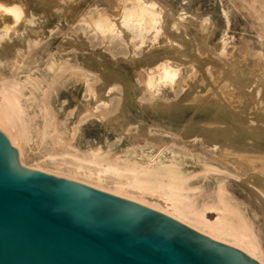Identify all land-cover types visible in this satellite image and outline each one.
Masks as SVG:
<instances>
[{
    "label": "bare ground",
    "instance_id": "obj_1",
    "mask_svg": "<svg viewBox=\"0 0 264 264\" xmlns=\"http://www.w3.org/2000/svg\"><path fill=\"white\" fill-rule=\"evenodd\" d=\"M51 1L52 0H0V129H2V131H4L8 135L7 137H9L11 142L15 146H17V148H20L23 143L22 141L28 139L27 137H29L28 130H31L29 129V121L32 119H36L38 116H41L43 119L44 132H48L47 129L52 128L54 131L59 133V135L63 136V128H65V131H71L66 129V125H68V123L66 124V121L68 122L67 118L72 115L74 111H76L77 113V110L82 108L85 103H88L89 105L82 112L80 121L78 122L79 124H81L83 121L88 122V118L92 116H98L102 121V118H105L106 116L108 117V114L114 112L121 105L124 114L127 113V115L129 116L136 117L137 123L146 122L149 125L148 132L150 133V136L145 137V133H137V138L141 137L143 139L142 142L140 141V139L139 141L133 143L132 146L127 147L121 155H114V160L112 162L110 161V164L105 166V170H113L115 172L125 170L126 173L127 171L132 170L133 179L129 182L124 183H127V185L132 189L141 190L142 194H146L147 192L151 191L155 193L156 189L155 187L153 189L150 187L149 180L140 179V173L144 175H156L166 178L167 182H159V187L165 191V197L163 199L166 202V206L163 207L159 205L160 203L158 204L154 201L153 203L151 202L150 204H147V199L145 200L144 195L143 197L140 196L141 199H137L135 194L128 191L113 189L111 192L119 196L121 195L133 198L137 202L146 204L151 208L160 211L162 210L161 212H163V210H166V212L169 213V215H171L172 217L185 222L192 228L197 229L198 231L216 240L244 250L247 254L264 264V134H261L262 136H259L256 132V134L254 135L253 132L255 133V131L250 132V128H246L245 125L248 124L250 125L249 127L253 128V125L251 123L238 120L236 116L237 114H239L238 107L232 102H229L228 98L232 97L230 93L226 94L222 99H216L214 95L211 94L210 97H208L205 101H199L202 103L200 105H204L202 107L200 105L197 106V104L194 103H182L181 100V103L179 104L172 103L173 101H159L158 98H168L166 94L167 89L163 88V86L173 90L175 83H178V85L180 86L182 80L184 78L186 80V77H184L182 80L175 77L177 72L175 71L174 67L176 66L171 61L160 63L157 68H155L156 66H154L153 64L152 66H154L155 69H152V67L150 66L152 71L150 73L146 72L149 74H147V79L143 81L145 88L143 89V91H138L137 95H134V92H137L138 89L133 90V94L122 84L123 82L120 83L112 81L108 76H105V74L97 75V71L96 73H94L91 68L92 62L90 59L87 61V64H83L73 59L72 55L63 53H52L42 69H34L29 74H23L20 76V70L31 69L33 65H37L41 56L40 53L48 45L49 38L61 31V29L57 30V27L53 25L56 28L54 29V27H52V25L48 23V19H51V21L58 20L57 22H59V20L62 17L64 18L65 15H67L68 17V14H64L58 11L55 12L52 8H49L47 4ZM109 1L111 3L112 1L114 2V0ZM71 4L73 5V2H71ZM115 5L118 6L117 11H115L116 13L114 12L113 15L118 17L117 21H119L120 23L130 26L139 25L147 29L155 28L157 31H161L163 29L164 22H166L164 17L162 16V10L155 9L153 4L146 0H118ZM113 8L116 10L115 7ZM93 12V14L91 12V15L87 14L88 19L84 21H88L90 25H92L99 33L102 34L101 36L109 38L111 41H115L116 36L114 35V33L116 30L113 31V26L115 23H113L112 20L109 19L106 13H102L100 11ZM69 13L71 14V16H74V6H71V11ZM83 16L86 17L85 15ZM204 25L201 26L203 29ZM58 27L60 28V26ZM201 27L200 30L202 29ZM160 34H162V32ZM160 34L158 36H161ZM167 37L166 39H168ZM173 39L174 38H172L171 41ZM114 45L113 47L115 48ZM199 48L200 46L196 49ZM205 48L203 47V49ZM202 52L204 53L203 50ZM223 52L225 54L226 51ZM197 53L195 52L194 54L197 55ZM260 53L261 52H259L258 55L261 56ZM226 54L225 56H227ZM198 56L201 57L202 55L199 54ZM170 58L167 59L171 60ZM91 59L93 60V57ZM224 59L226 60V58ZM196 60H198V58ZM217 61L215 62L217 63ZM197 63L198 62H196V64ZM201 63H203V61ZM191 64L193 65L192 61ZM187 65L188 64H186V66ZM188 68L191 70L194 69V67L190 68L189 66ZM234 68L239 71V74H245L244 77L247 78L246 82L251 79L249 78V74H254V71L260 70V67L257 65L252 64L248 66L241 64L240 61H237L235 63ZM193 71L192 73H194ZM199 71H201V69ZM189 72L191 74V71ZM261 73L263 77L261 75L260 77L264 79V72L261 71ZM140 76L141 75H139V77ZM194 76H196V74ZM193 78L194 77H192L191 79ZM263 79H261V81ZM99 81L103 84L98 86L97 84ZM132 83H134V80ZM69 86H73L75 90H78L81 96H79V99L77 100V106L74 110L69 109V96L71 94L66 95L63 101L61 100L60 107L62 111L64 110L66 113L62 115V119H60V121L58 122L56 120L57 108L55 109L56 106L54 107L53 102L50 100V98H52V95H48L47 92L48 89L52 91L50 87H53V90H57L58 87H63L66 92L69 93ZM177 95L178 94H176L175 97ZM199 99L201 100V98ZM225 99L227 101H225ZM222 101L224 102L222 103ZM97 108L99 109L98 112L95 111V109ZM131 108H134L135 110ZM117 112H119V109ZM239 119H241V117ZM74 122H76L77 124V121ZM137 123L132 124L135 129L138 126ZM79 124L75 125L72 129V132L75 135L79 130ZM83 124L84 123H82V125ZM70 128H72V125ZM112 133L114 134V132ZM156 133H160L161 135H156ZM48 134L49 132L47 133V135ZM176 136L184 141L183 144H181L179 140L177 142V139H173V137ZM61 140L62 139L59 138V141ZM65 142L67 144V141ZM190 142H200L202 148H194L192 146L193 144L191 145ZM174 145H182V147L185 148L186 151L181 152L175 150ZM101 151L102 147L90 148V152L94 157L99 156ZM106 152L108 153L107 150ZM90 159L92 162H96L95 160H92L91 157ZM118 159H122L125 162L126 166L119 167L117 164ZM101 161L103 162L104 160ZM75 164L77 165V162ZM97 164H100L101 166V163H99V161ZM76 165L75 167H77V169L75 170V172L79 174V169L82 168V165H79V161L78 166ZM191 165H198V168ZM199 170H206L205 172H208V170H215L226 172L229 174H235L236 177H243L247 182L251 183L256 189H258L260 196L258 197L256 194L255 195L258 197V209H260L263 219L262 224L259 227V231L256 229L258 232L254 230L253 224L248 217L246 208L243 203H238L230 197L229 193L226 190L225 183L223 181L224 179H222V181L218 183L216 196L214 199L208 200V203L206 204L203 201L204 199L202 200L205 205L203 204L204 207L201 210H196L193 207L185 204L184 202H181V196L187 197L191 192H196L199 189L188 188L186 186L187 177L189 175L197 173ZM101 172L102 171L96 174L97 185H99L100 187L101 183L106 181ZM120 173L121 176L124 175H122L123 172ZM137 173H139L138 176ZM83 174L89 177L93 176L92 172L89 171H84ZM128 174H130V172H128ZM129 177L130 176L128 175L127 179H129ZM162 193L163 192H161V194ZM255 208H253V211ZM208 209H214L217 211V217L214 215L216 219L211 220L207 218L206 212Z\"/></svg>",
    "mask_w": 264,
    "mask_h": 264
},
{
    "label": "rangeland",
    "instance_id": "obj_2",
    "mask_svg": "<svg viewBox=\"0 0 264 264\" xmlns=\"http://www.w3.org/2000/svg\"><path fill=\"white\" fill-rule=\"evenodd\" d=\"M117 1L118 0H114V2L112 1L111 3L109 0H52L51 2H49L47 4L49 8H52L55 12L58 11L64 14H68V17L67 15H65L64 18H61L63 20L60 19L59 22H57L58 20L51 21V19H48V23L52 25V27L56 26L57 30L61 29V31L49 38L48 45L40 53L41 56L37 65H33L31 69L20 70L19 75L21 76L23 74H29L34 69H42L52 53H63L72 55L73 59L83 64H87V61L90 59L92 62L91 68L94 73H96L97 71V75L105 74V76H108L112 81L120 83L123 82L122 84L132 93L134 92L133 90L138 89L137 92H134L135 94L133 93L134 95H137L138 91H143V89L145 88L143 81L147 79V74L152 71L154 66H156L155 68H157L160 63L171 61L176 66L174 67L175 71L177 72L175 77L181 80L186 77V80L184 78V81L182 80L180 86L178 85V83H175L173 90L163 86V88L167 89L166 94L168 98H158L159 101H173L172 103L176 104L186 102L194 103L199 106L200 104H202L199 101H205L208 97H210L211 94H213L216 99H222L226 94L230 93L232 97L228 98L229 102H232L238 107L239 114L236 115L238 120L251 123L253 125V128L249 127L250 125L248 124L245 125L246 128H250V132L255 131V133L253 132L254 135L256 134V132L259 136H262L264 134V79L262 78L263 75L261 73V71L264 72V0H146L148 2H151L155 9L162 10V16L164 17L166 22H164L163 29L161 31H157L155 28L147 29L139 25L130 26L117 21L118 17L113 15L114 12L117 11L118 5H115ZM71 2H73V5L71 4ZM71 6H74L75 8L74 16H71V14L69 13L71 11ZM113 7H115L116 10ZM93 11L106 13L109 19H111L112 22L115 23L113 26V31L116 30L114 33V35L116 36L115 41H111L109 38L101 36L102 34L99 33L92 25H90L88 21H84L88 19V15H91V12L92 14L94 13ZM83 15H85L86 17H84ZM202 25H204V29L201 27ZM58 26H60V28ZM200 27L202 28L201 30ZM54 29L56 28L54 27ZM161 32L162 34L164 32V34H160ZM159 34L161 36H158ZM165 36H168V39H166ZM172 38L174 39L171 41ZM172 42L176 45H174ZM112 43L113 45L115 44V48L113 47ZM199 46L200 48L196 49ZM203 47L206 48L203 49ZM202 50L204 51V53L202 52ZM223 51H226L225 54L227 53V56H225ZM195 52H198L202 56L199 57L198 53L197 55H195ZM259 52H261L260 54L262 58L260 55H258ZM92 57L93 60L91 59ZM167 58H170L171 60H168ZM195 58H198V60H196ZM224 58H226V60ZM206 60H208L209 62ZM191 61L193 65L191 64ZM200 61H203L204 64ZM215 61H217V63ZM237 61H240L241 64L248 66L252 64L257 65L260 67L259 69L261 71L256 70L254 71V74H249L250 77H248L251 79L246 82L247 78L244 77L245 74H239V71L234 68V65ZM196 62H198L199 64H196ZM185 63L188 65L186 66ZM153 64L154 66H152ZM205 65L207 68L205 67ZM105 66L108 68H106ZM150 66L152 67V69ZM188 66L190 68L194 67V69L191 70L188 68ZM200 69L201 71H199ZM203 70H205L206 72ZM189 71H191V74ZM192 71L194 73H192ZM195 74L196 76H194ZM139 75L143 76H140L142 79L139 77ZM190 75H193L192 77L194 78L191 79L192 77ZM260 75L262 77H260ZM124 76L128 79H126ZM261 79L263 80L261 81ZM133 80L134 83H132ZM101 84L103 83L99 81L97 85L99 86ZM50 89L52 91L48 89L47 94H50V96L52 95V98H50V100L53 102L54 107L56 106L55 109L57 108L56 120L59 122L63 117L62 115L66 113L64 110L62 111L60 107L61 100L63 101L66 95L71 94V97L69 96V109L74 110L77 106V100L81 95L78 90H75L73 88V86H69V93H67L63 87H58L57 90H53V87H50ZM61 93L66 94L62 95ZM176 94L178 95L175 97ZM199 98H201V100ZM225 101L227 100L225 99ZM223 102L224 101H222V103ZM88 105V103H85L82 108L77 110V113L76 111H74V113L67 118L68 122L66 121V124L68 123V125H66V129L71 131H65V128L62 127L64 133L62 134L64 137L59 135V133L54 131L52 128L47 129L49 132V134L47 135L48 132H44L43 119L41 116H38L36 118L37 120H30L29 129L31 130H28L29 137H27L28 139L23 140V143L21 142L22 146L20 148L18 147V149L17 146H15L11 142L12 145H14L18 149L21 164L27 168L38 169L59 177L82 182L95 188L100 187L99 185H97L96 174L102 171L101 174L106 181L101 183V187L103 188L100 187L99 189L105 190L107 192H111L113 189L128 191L135 194L137 199H141L140 196L143 197L144 195L145 200L147 199V204H150L151 202L153 203L154 201L155 203H160L159 205L165 207L166 202L163 199L165 197V191L159 187V182H167L166 178L156 175H144L142 173H140L139 175V173H137V176L139 175L140 179L149 180L150 187L152 189L155 187L156 189L155 193L149 190L151 192L142 194L141 190L132 189L127 185V183H124L129 182L133 179L132 170L128 169L130 171H127V173L125 170L119 172H115L113 170H105V166L110 164V161L112 162L114 160V155H121L127 147L132 146L133 143L139 141L140 139V141L142 142L143 139L141 137L137 138L140 132L143 134L145 133V137L150 136V133L148 132L149 125L146 122L137 123L136 117L129 116L127 115V113L124 114L121 105L118 107L119 112H117L118 109H116L114 112L110 113L111 115L115 113L113 115L114 117L108 114V117L106 116L105 118H102L103 122L98 116H92L93 118H88V122L83 121V125L82 123L79 124L78 122L80 121L82 112L88 107ZM200 106L202 107L204 105ZM131 109L135 110L134 108ZM98 110V108L95 109V111L97 112ZM240 117L241 119H239ZM70 118H72L73 120ZM74 121H77V124H79V130L76 132V135L72 132L73 127L77 125ZM133 123L138 124L136 129L134 128V126H132ZM71 125L72 128H70ZM112 132H114V134ZM157 134L161 135L160 133H156V135ZM6 136L8 135L6 134ZM59 138L62 140L59 141ZM173 139H177V142L179 140L181 144H183L184 142L177 136L173 137ZM65 141H67V144ZM190 144H193L192 146L194 148H202L200 142H190ZM91 147H102L100 155L94 157L90 152ZM174 149L181 152L186 151L185 148L182 147V145H174ZM106 150L108 151V153L106 152ZM90 157L96 162H92ZM101 160H104L105 162H102ZM78 161L79 165H82V168L79 169V174L75 172V170L77 169V167H75V163L77 162L76 166H78ZM98 161L99 163H101V166L100 164H97ZM117 164L119 167L126 166L125 162L122 159H118ZM191 166L198 168V165ZM97 169L100 171H98ZM84 171L92 172L93 176H85L83 174ZM205 171L206 170H199L197 173L189 175L187 177L186 186L188 188L199 189L196 192H191L187 197L181 196V202H184L185 204L193 207L196 210H201L204 205L208 203V200L215 198L217 185L220 181H222V179H224L223 181L230 197L238 203H243L246 208L248 217L253 224L254 230L259 231V227L262 224L263 219L261 211L260 209H258L259 207L257 204V198L260 196L258 189H256L251 183L247 182L243 177H236L235 174H229L226 172L215 170H208V172ZM120 172H123L122 175H124L121 176ZM128 172H130V174H128ZM128 175L130 176L129 179H127ZM142 177H144L145 179ZM95 185L98 187H96ZM161 192L163 193L161 194ZM122 197L134 200L133 198H129L126 196ZM191 203H193L194 205ZM253 208H255L254 211ZM163 212L165 214L167 213L166 210H163ZM207 212V218L211 220L216 219V210L208 209ZM167 214L169 215V213ZM258 262L262 264L260 261Z\"/></svg>",
    "mask_w": 264,
    "mask_h": 264
},
{
    "label": "water",
    "instance_id": "obj_3",
    "mask_svg": "<svg viewBox=\"0 0 264 264\" xmlns=\"http://www.w3.org/2000/svg\"><path fill=\"white\" fill-rule=\"evenodd\" d=\"M0 264H260L140 202L23 166L0 130Z\"/></svg>",
    "mask_w": 264,
    "mask_h": 264
}]
</instances>
